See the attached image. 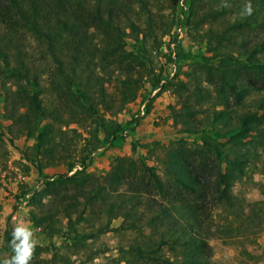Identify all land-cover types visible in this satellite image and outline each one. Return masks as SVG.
<instances>
[{
    "label": "trees",
    "instance_id": "16d2710c",
    "mask_svg": "<svg viewBox=\"0 0 264 264\" xmlns=\"http://www.w3.org/2000/svg\"><path fill=\"white\" fill-rule=\"evenodd\" d=\"M157 1L0 0V72L31 87L18 102L4 103L2 119L33 131L22 159L39 178L23 195L30 224L47 237L65 229L84 242L110 230L128 231L139 241L122 251L124 264H210V239L264 231V181L253 180L264 175V0L225 1L205 12L202 0H173L171 11L180 4V17L162 28L150 11ZM249 3L251 14H242ZM227 11L240 16L223 21ZM175 24L201 30L198 38L210 55L198 69L201 79L190 85L165 81L160 89L174 94L178 107H170L169 118L176 132L207 137L194 145H170L160 173L128 157L114 158L102 176L86 172L99 147H85L81 134L67 127L89 121L95 142L97 131L104 143L120 135L110 118L138 97L151 54ZM26 39L51 66L44 88ZM11 62L18 67H9ZM109 85H115L111 92ZM20 107L27 111L18 114ZM58 166L65 172L42 175ZM241 184L256 188L261 198L245 204L234 192ZM217 212L224 220L219 227L213 222ZM113 220L120 222L111 229ZM79 225L88 231L77 233ZM11 228L7 221L2 235L8 257ZM41 251L35 247L29 264H38Z\"/></svg>",
    "mask_w": 264,
    "mask_h": 264
},
{
    "label": "rangeland",
    "instance_id": "374dc122",
    "mask_svg": "<svg viewBox=\"0 0 264 264\" xmlns=\"http://www.w3.org/2000/svg\"><path fill=\"white\" fill-rule=\"evenodd\" d=\"M225 1L232 2L236 0H202V12H205L209 7L219 10L220 5ZM172 2L173 0H158L150 7L153 18L161 28L169 23L172 16L175 19L180 17V4L172 12ZM239 16L227 11L221 19L232 22L238 19ZM176 27V24L173 25L169 32L160 38L159 51L151 54L149 59L151 68L141 79L138 97L126 105L120 113L110 118L120 127V135H117L110 142L104 143L101 131H97L96 137L99 142H95L89 135V132L93 129L89 121L86 120L81 124V127L73 124L67 127V129H75L76 133L81 134L80 143L86 141L89 143L85 147L89 148L91 145L99 147L91 155L85 169L86 172L102 176L108 170L110 162L114 158L128 157L134 161L144 162L148 166L156 167L160 173V160L170 145L180 142L194 145L207 137V132L197 135L176 132L169 118L170 107H178L175 105L174 94L171 92V88L160 89V85L165 81L175 82L179 80L190 85L195 77L201 79L200 75L197 74L198 69L200 64L203 63V58L210 55L206 53V46L198 38L201 30ZM128 44L129 42H127ZM25 45L30 61L34 65H39L37 68L41 71V75H39L40 86L44 88L46 87L45 79L51 69L48 58L40 54L39 49L30 39H26ZM174 51L181 54L179 60H175ZM262 62L264 63V55H262ZM18 65L16 62H11L9 67L13 66L15 68ZM156 80L159 82L155 85ZM114 87L115 85H109L107 92L114 90ZM22 92L31 93V87L21 78H13L7 71L1 70L0 260L7 256L2 249V235L6 222L9 221L12 226L15 223L23 222L33 230L34 238L37 241L36 246L42 248L37 256L38 264H124L128 258L122 251L139 241L138 237L132 232L110 230L93 239L77 242L78 237L65 229H62L57 236L49 238L30 224L29 210L23 194L36 186L39 177L36 170L22 159V151L32 144L33 131L27 127L25 128V126L23 127L18 121H5L2 119L4 103L8 100L18 102L20 98L18 95ZM262 94L264 95V91ZM26 111L25 107H20L17 113L22 114ZM105 118L107 119V116ZM22 127L24 131L16 135L17 129ZM61 129L64 128L61 127ZM8 131H11L12 134L8 135ZM10 137H12L11 141H9ZM80 143L77 144V149L83 148H80ZM64 172L65 168L58 166L42 170V175L50 176ZM253 180L264 181V175L255 174ZM234 192L248 205L261 198L258 190L248 185H236ZM119 222V220L111 221L109 228L117 227ZM213 222L216 226L223 225V214L217 212ZM83 227L82 225L76 226L77 233L88 231ZM261 238H264V231L257 235L245 231L239 237L220 236L219 234V237H214L208 241L212 252L210 264H264V248L260 243ZM164 254L170 256L166 248Z\"/></svg>",
    "mask_w": 264,
    "mask_h": 264
},
{
    "label": "clouds",
    "instance_id": "9594fccd",
    "mask_svg": "<svg viewBox=\"0 0 264 264\" xmlns=\"http://www.w3.org/2000/svg\"><path fill=\"white\" fill-rule=\"evenodd\" d=\"M227 7L228 5H224ZM252 12L251 4H247L242 14L250 15ZM37 241L34 238L33 230L23 222L15 223L11 228V239L9 247L12 255L0 260V264H29Z\"/></svg>",
    "mask_w": 264,
    "mask_h": 264
},
{
    "label": "crops",
    "instance_id": "0c3cea01",
    "mask_svg": "<svg viewBox=\"0 0 264 264\" xmlns=\"http://www.w3.org/2000/svg\"><path fill=\"white\" fill-rule=\"evenodd\" d=\"M260 243L262 244V248H264V238L260 239Z\"/></svg>",
    "mask_w": 264,
    "mask_h": 264
}]
</instances>
